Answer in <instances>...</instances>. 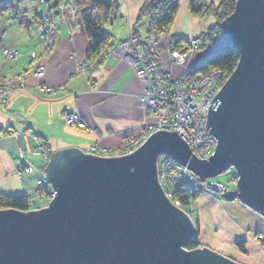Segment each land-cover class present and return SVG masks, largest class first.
<instances>
[{"label":"water","instance_id":"water-1","mask_svg":"<svg viewBox=\"0 0 264 264\" xmlns=\"http://www.w3.org/2000/svg\"><path fill=\"white\" fill-rule=\"evenodd\" d=\"M222 26L223 45L239 48L241 59L208 110L207 130L218 139L209 160L163 130L125 157L58 151L46 168L56 194L50 208L0 210V264H240L208 248L183 249L195 222L156 179L160 153L201 179L234 167L238 188L221 196L264 216V0H237Z\"/></svg>","mask_w":264,"mask_h":264},{"label":"crops","instance_id":"crops-1","mask_svg":"<svg viewBox=\"0 0 264 264\" xmlns=\"http://www.w3.org/2000/svg\"><path fill=\"white\" fill-rule=\"evenodd\" d=\"M0 1L11 4L17 0ZM36 1L33 20L21 12L23 17L19 14V19L6 20L5 13L0 12V79L26 71L32 64L30 52L40 51L36 35L42 21L40 10L43 11L53 0ZM117 1L116 15L104 23V27L115 35L114 40L118 42L126 38L131 29L138 35L145 34L150 20L149 15L140 17V9L152 0ZM57 2L66 5L67 0ZM178 8L172 26L177 34L191 37L210 26V22L204 24L191 14L186 0H181ZM67 16L65 11L59 15L64 21L62 25L58 24L59 30L54 47L45 60L42 79L32 75L27 77V83L36 93L43 95L37 86L40 80L41 84L54 88L48 97L49 102L35 99L29 93H17L5 107L0 106V133L7 128L22 132L17 137L0 138V195L25 194L33 205H43L35 195L36 182L44 178V170L54 153L72 147L83 150L93 143L115 150L126 136L138 135L145 122L156 123L157 120L155 114L143 116L137 106V96L142 89L131 69L119 59L105 60L90 71H77L87 57L88 37L80 21L72 23ZM4 48L17 51L20 57L15 60L6 58L2 53ZM67 111L82 112L88 125L102 130L105 135L99 138L94 130L67 127L63 119ZM40 144L45 145L48 157L43 156ZM29 165L37 169L22 179L15 175L17 169ZM194 204L200 239L209 236L214 246L217 244L232 251L234 257L245 264H264V247L255 239L257 233L264 234V217L237 201L220 204L202 195ZM237 240L246 243L243 250L234 247Z\"/></svg>","mask_w":264,"mask_h":264},{"label":"bare ground","instance_id":"bare-ground-1","mask_svg":"<svg viewBox=\"0 0 264 264\" xmlns=\"http://www.w3.org/2000/svg\"><path fill=\"white\" fill-rule=\"evenodd\" d=\"M69 1L70 0H67L66 5L71 6L72 4ZM180 1L181 0H176L171 6L168 7L167 3L164 0H152L151 3L147 5H152L150 10L148 11V13L143 14L144 16L149 15L150 20L145 34L138 35L135 31L131 29V33H129V36L124 39H120V41L116 42L114 40L115 35L111 32L114 38L112 44L105 48V50L100 53V56L96 60H90L88 59V57H86L83 64L84 68H82L83 71H90V69L94 68L96 64L98 65L101 62H104L105 60L111 58L119 59L124 64H126L128 68L131 69L137 83L142 89V92L137 96V99L144 98L146 96L145 93L149 92V94L151 95H147V97H151V102L156 105V110L158 111V113L161 116L167 115L166 118L160 123H158L155 127H143L142 131L138 135L126 136L122 144L119 147L115 148V150L102 146L100 145V143H93V145L89 146L88 148L78 150L82 152L84 151L86 154L90 152L89 155L93 157H125L126 155L135 153L136 150L139 149V147L146 143V141L150 138L149 136L156 133V131L163 130L166 132L169 131L179 133V136L182 137V139L193 151L197 150L194 146L193 148H191L193 143H195L196 146H199L204 149V152L208 154V157L204 158L206 160H209L211 155L215 153L218 139L216 138V136H214V134L207 130L206 120L209 114V107L213 104L212 100L219 93V90L229 81V78L224 79L223 71L218 67L205 71L204 66L207 63V59L211 55H214L219 50H221V47L226 45H223L222 40L221 44L208 43V41L205 39V36L210 32L212 27L215 26L216 18L210 16V18L203 19L196 14H192L190 7L191 0H186V3L190 7L191 14L199 18L200 21H203L204 24H208V22H210V26L204 28L202 32L191 37L177 34L174 29L172 30V26L175 21L174 20L173 23H170L173 10L176 7L178 8ZM73 2L76 8L75 0ZM213 2L215 1L213 0ZM66 5L54 7V3H52L47 7H44V10L46 8H50L56 11L54 23L62 25L64 19L63 21L62 19H59V15L63 11L67 13V11L64 9ZM44 10H40L42 21L37 27L36 31H38L40 29L39 27L42 26ZM77 13L76 20L73 21L76 24L77 21H80V17L77 16ZM71 17L72 13L68 11L67 18L71 19ZM103 28L107 32H110L105 27ZM54 30L58 32L59 28L56 27ZM37 40V45L39 46L40 51H37L38 49L31 51L29 54L31 60L40 58V56L44 54V50L46 48L51 47V44L47 43V41H45L41 36L37 38ZM55 40L56 37L54 38L53 43H55ZM124 43H126V45L121 53L120 49L122 44ZM14 52L17 51L14 50ZM17 54L18 55L14 56H6L3 53V55H5L6 58L10 60L18 59L20 57V54L18 52ZM33 54H36L35 58L32 57ZM26 69L29 70L30 68L28 67ZM21 72H26L24 73V78L20 77L22 85L17 83L15 87L11 88V90L6 89L10 90V94L4 97L0 96V98H8V101L10 98H12V96L16 95L17 93H29L35 99L37 98L40 100H44L43 98L47 99L49 97L51 93H48V97L39 94L36 95L37 93L30 88V85L28 83L27 86L24 85V82L27 81V77L30 73L27 72V70ZM212 74H214L215 77L213 78L211 86L215 89H211L209 83L203 81V79L205 80L207 78H212ZM157 100H159V102H157ZM69 127L71 128L73 126L69 125ZM96 133L98 134L97 136L99 138H102L103 135H105L102 130H96ZM8 135L13 134L8 131H3L0 133V137ZM18 135L19 134L17 132L15 136L17 137ZM92 146L93 151L90 150ZM40 147L45 148V145L40 144ZM45 151L47 150L45 149ZM156 169V179L164 195L165 192L163 189L165 187H170V185H172V181L171 179H166V177L160 173L162 172V170H165L168 177L170 176L172 178H180V176L186 173H193L191 170L188 169V167L181 165L176 161L174 157H171L167 153H160L158 155L156 161ZM23 177L24 175H21L19 178L22 179ZM48 179L49 178L47 176V173H45L44 178L36 182V184L38 185L37 190L40 189L39 185H44L43 182ZM21 195L27 196L25 194ZM36 197L41 202L43 201L44 205L46 201V199H44L45 197L43 195H39ZM55 197L56 196L51 195L48 201L46 202L45 206L38 204H30V208L28 210H20L14 208L11 209L17 210L21 213L23 212L25 214L32 211H40L43 208H50L49 204L53 201ZM38 206L40 208H38ZM11 209L0 208V210ZM184 250L186 252L190 251L187 248H185Z\"/></svg>","mask_w":264,"mask_h":264},{"label":"trees","instance_id":"trees-1","mask_svg":"<svg viewBox=\"0 0 264 264\" xmlns=\"http://www.w3.org/2000/svg\"><path fill=\"white\" fill-rule=\"evenodd\" d=\"M237 0H191L190 7L192 14L198 15L200 18H210V16L216 18L215 26L212 27L210 32L205 36V39L210 44H221V36L224 32L222 23L228 18L236 7ZM77 16L80 17V23L84 27V31L88 37L89 49L87 57L90 60H96L100 53L112 44L113 35L111 32H107L103 27L104 23L109 20L111 16L116 15L118 8L117 0H75ZM54 7H60V3L57 0H53ZM152 6V5H151ZM151 6H143L141 8V15L148 13ZM178 8L173 10L171 22L175 20ZM239 49L234 45L227 44L221 47L214 55H211L207 59L205 64V71L208 69L220 68L223 71L224 79L236 70L240 60ZM189 192L180 189L174 193V198L182 200L184 206L189 205ZM0 208L4 209H20L28 210L30 208V202L27 196H6L0 195ZM188 249H194L199 247L200 242L198 236H195L193 240L187 244ZM239 247L244 249V242H240Z\"/></svg>","mask_w":264,"mask_h":264},{"label":"rangeland","instance_id":"rangeland-1","mask_svg":"<svg viewBox=\"0 0 264 264\" xmlns=\"http://www.w3.org/2000/svg\"><path fill=\"white\" fill-rule=\"evenodd\" d=\"M17 1L16 2H12L11 4H10V2L9 3H5L4 1H2V2L0 1V9H1L0 12L5 13V17L4 18H6V20L9 19V18H12L13 19L14 17L19 19L20 18V15L22 13L23 15L24 14H27L30 17V20H33V18H34L33 11H34V8L37 5V1L36 0H21L20 2H17ZM216 1H218V0H216ZM7 5H10V7L9 8H6ZM23 15H21V16L23 17ZM69 20L72 23H74L73 22L74 19H72V17ZM211 21H213V20H211ZM56 27L58 28V24H56ZM56 33H57V31H55V33H54L55 37H56ZM36 34H37V31H36ZM128 36H129V34H128ZM50 46H51L50 49L49 48H46L44 50V54L41 55L40 58H36V59L32 60V64L30 66V69L29 70L27 69V72L30 73L29 75H32L34 78L42 79L41 77H42V75L44 74V72L46 70L45 60L47 59V57H49V54H50L51 50L54 47V43L51 44ZM37 63H38V65H37ZM83 63L84 62H82L81 64H83ZM41 67L43 69V70L41 69L42 71L40 70ZM80 69L82 70V68L79 66V68H78L77 71H80ZM4 80H5L4 78H1L0 79V81H1V83H0V90H2L1 92L4 91L5 92L4 93V96H6V95H9L10 94L9 93L10 90H6V87L8 85L5 87L6 84H3L2 83ZM41 82L42 81L40 80V82L38 83L37 86L42 91L43 96H47L48 97V93H52L54 91V88H52L50 86H45V85L41 84ZM24 85L27 86V81L24 82ZM38 94L39 93H37L36 95H38ZM39 95H41V94H39ZM4 96H2V97H4ZM72 96H75V94H72ZM7 99L8 98H0V106L5 107L8 104V101H9V100L7 101ZM43 99H44L43 101H46V102H49V100H50L48 98L47 99L46 98H43ZM137 106L142 111L143 116L151 115V114L157 115L156 123H148V122H145L142 125V127H145V128L146 127H155L158 123H160L161 121H163L166 118V116H167V115L166 116H161L156 109L154 110L153 107H147V106L143 105L140 102L139 98L137 99ZM171 111H169V112H171ZM63 118H64V121H65V124L68 127L70 125V126H73L74 128L79 129L81 131L82 130H84V131H87V130H92L93 131L94 130V132H96V129H94L93 127H90L88 125V123H87L86 119L84 118L82 112H79V111H70V112H68L67 111L66 113H64ZM7 131L8 132H11L14 136L17 133V132L10 131L8 128H7L6 132ZM18 134L21 135L22 132H18ZM1 137H4V136H1ZM5 137H7V136H5ZM42 145H44V144H42ZM91 148H90V150H91ZM40 149H41V152H42V154H43L44 157H48L49 156V152L45 151L44 148L40 147ZM191 152H193V151L191 150ZM89 153L90 152H88L87 154H89ZM84 154H86V153L84 152ZM198 159H204V158H198ZM50 161H51V158L48 161L47 167L50 164ZM36 169H37L36 166H33V165L23 166V167H20V169H17L16 170L15 175H17V177H20L21 175L27 176V175H30L31 172L35 171ZM44 173H46V169L44 170ZM192 174H194L196 177H198V179L200 180V182L201 181L202 182H206V183H203V184L198 183V187H201L202 186L203 188H205V184L206 185L212 184L213 186H212V189L211 190L214 191V192H216V193H218L220 195V197H216L214 193L209 192L208 190L204 191L202 195L207 196V197L212 198V199H215V201H217L220 204H224V203H227V202L237 201L240 204L244 205L240 201V199H238V198L237 199H234V201H230V200L227 199V197H224V196L222 197L221 196V194H223L224 192L234 191V190H236L238 188L237 183H238V180H239V176H238L237 172L235 171L234 167L231 168L228 171L223 172L221 175H218L216 177H212L210 179L209 178L208 179H201V177H199L195 173H192ZM43 184L44 185H42V186L39 185V188L40 189H38L35 194H36V196L43 195L45 197L44 199H46L44 205H46V202L48 201L49 197L51 195L52 196H56V194H55V187L51 183L50 179L44 181ZM218 186H220L221 188L219 190H216V189L219 188ZM177 191L178 190H176V192ZM189 195H190L189 198H188L189 199V205H187L188 207L184 206L183 205V202H182V206H179V207L176 206V204H175L176 200H173V199H175L174 198V195H173V197L170 198V200L167 198L168 196L166 194H165V197L167 198V200H169V202H171V204L174 207H176L178 210H182L185 214H187L191 218V220H193L195 222L196 230L198 231V227L199 226H197V212H195L193 206L195 205L194 202L199 197V195H195V194H192V193L191 194L189 193ZM28 199H29L30 204H32L31 198L29 196H28ZM38 208H40V207L38 206ZM251 210H253V209H251ZM254 212L258 213L257 211H254ZM259 215L261 217H264L261 214H259ZM196 236H198V241L200 242L199 247L194 248V249L193 248L192 249L191 248L188 249L187 248V245H186L189 242L188 241L186 244L183 245V248L184 249L187 248L190 251H194V250L202 249V248H208L211 251H216V252L220 253L225 258L227 257L228 259H230L231 261H234L235 263L238 262L240 264H245L242 261L236 259L234 257L235 255L233 254L232 251L224 250V248H222L220 246H217V244H215L216 246H214L213 241L210 240L209 236H205L204 238L200 239V237H199V231L197 232V235ZM255 239L256 240L258 239V242L260 243V246L263 248L264 247V234L263 233H261V234L260 233H257V236H255ZM240 242L243 243L244 240H237L236 244H234V247L235 246H239L238 244ZM245 245H246V243L244 244V246Z\"/></svg>","mask_w":264,"mask_h":264},{"label":"built area","instance_id":"built-area-1","mask_svg":"<svg viewBox=\"0 0 264 264\" xmlns=\"http://www.w3.org/2000/svg\"><path fill=\"white\" fill-rule=\"evenodd\" d=\"M74 0H70L69 2H71V6L70 5H66V7L64 8L67 13L68 11H70L72 13V19H74V21L76 20V8H75V4L73 2ZM168 7L171 6L176 0H164ZM44 16H43V23H42V26L39 27L40 29L37 31V35H38V38L41 36L45 41H47V43L49 44H53L54 42V38H55V28H56V24L54 23V19H55V15H56V11L50 9V8H46L44 10ZM127 43V42H126ZM126 43L122 44L121 46V53H122V50L124 49ZM50 49V48H49ZM3 53L6 55V56H14V55H18L17 52H14L10 49H7L5 48ZM38 54V53H37ZM32 57H36V54H33ZM39 60V59H38ZM84 64V63H83ZM83 64H80L79 66L81 68H84V65ZM38 65V63H37ZM40 66V65H39ZM38 66V67H39ZM42 69V67L40 68V70ZM43 70V69H42ZM41 70V71H42ZM81 70V69H80ZM24 73L26 72H21L19 74H16V76H13V77H5L4 81L2 82L3 84H6L5 87L6 89H10L15 87L17 83H19L20 85H22V81H20V77L24 78ZM211 76H213L212 78H207V79H203V81H205L206 83H209L211 89H215L214 87L211 86L212 84V81H213V78L215 77L214 74H212ZM3 80V79H2ZM1 80V81H2ZM0 81V83H1ZM2 90H0L1 92ZM4 91L0 93V96H4ZM145 97L140 99V102L147 106V107H153L154 110L156 109V105H154L152 102H151V97H147V95H151L149 94V92L145 93ZM157 102H159V100H157ZM199 141V140H198ZM193 146L197 149V150H192L193 154L195 156H197L198 158H206L208 157V154H206L204 152V149H202L201 147L199 146H196L195 143L192 144V147ZM93 148V147H92ZM91 148V150H92ZM161 174H163L166 179H171L172 181V185H170V187H165L163 190L165 192V194L168 196L167 198L170 200L171 197H173L174 193L176 192V190H180V189H184L186 191H188L190 194H195V195H199V196H202L203 192L208 190L209 192H212L215 194L216 197H220V195L214 191H212V184H209V185H206L205 184V188H203L202 186L201 187H198V183L200 184H203V183H206V182H200V180L198 179V177H196L194 174L192 173H186L182 176H180V178H172V177H168V175L166 174L165 170H162V172H160ZM159 174V172H158ZM208 184V183H207ZM219 188L216 189V190H219L221 187L218 186ZM214 188V187H213ZM215 189V188H214ZM173 200H176L175 204L176 206H182V200H179L177 198L173 199ZM184 205V204H183Z\"/></svg>","mask_w":264,"mask_h":264}]
</instances>
